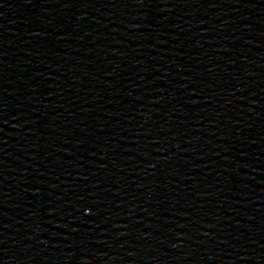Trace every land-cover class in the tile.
Returning a JSON list of instances; mask_svg holds the SVG:
<instances>
[{"label": "water", "instance_id": "water-1", "mask_svg": "<svg viewBox=\"0 0 264 264\" xmlns=\"http://www.w3.org/2000/svg\"><path fill=\"white\" fill-rule=\"evenodd\" d=\"M0 264H264V0H0Z\"/></svg>", "mask_w": 264, "mask_h": 264}]
</instances>
